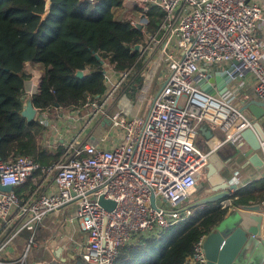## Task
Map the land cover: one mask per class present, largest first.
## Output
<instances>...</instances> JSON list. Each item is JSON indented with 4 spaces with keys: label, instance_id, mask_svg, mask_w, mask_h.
Masks as SVG:
<instances>
[{
    "label": "built area",
    "instance_id": "obj_1",
    "mask_svg": "<svg viewBox=\"0 0 264 264\" xmlns=\"http://www.w3.org/2000/svg\"><path fill=\"white\" fill-rule=\"evenodd\" d=\"M121 5L118 19L127 20L141 34L136 60L121 73L106 65L110 73L104 70L102 96L86 95L80 106L53 112L35 107L31 99L39 93L41 71H30L21 112L30 104L31 120L45 129V146L51 149L58 141L63 152L47 165L26 155L0 160V234L8 231L0 239V253L21 229L32 228L47 214L60 213L74 203L75 218L85 232L78 257L84 264H113L120 248L135 236L157 235L190 217L194 210L185 202L210 153L227 141L238 143L244 130L253 129L252 121L234 105L235 91L215 98L197 84L206 80L213 64L233 62L231 79L250 73L255 95L264 102V45L255 35L259 26L264 27V9L258 3L122 0ZM141 74L143 84L154 77L157 83L146 113H140L142 100L135 99L134 114L113 110L114 92L125 84L119 96L132 97L137 89L131 85ZM105 121L109 130L95 136ZM201 122L215 125L222 134L215 145L207 143L205 151L195 141ZM260 149L264 158V140ZM34 173L40 175L36 190L19 198L13 188ZM100 197L113 201V208L102 207ZM235 199L229 194L217 205L230 209ZM206 236L194 243L187 264L206 263ZM31 245L32 240L27 246Z\"/></svg>",
    "mask_w": 264,
    "mask_h": 264
},
{
    "label": "trees",
    "instance_id": "obj_2",
    "mask_svg": "<svg viewBox=\"0 0 264 264\" xmlns=\"http://www.w3.org/2000/svg\"><path fill=\"white\" fill-rule=\"evenodd\" d=\"M121 4L122 0H0V160L26 155L47 165L63 152L61 145L46 151L44 127L21 115L30 76L27 65L41 71L32 105L52 112L80 106L86 95L102 96L107 64L121 73L135 62L134 46L141 34L127 20L118 19ZM227 213V208L206 205L157 235L140 236L120 248L113 264H186L198 238Z\"/></svg>",
    "mask_w": 264,
    "mask_h": 264
},
{
    "label": "crops",
    "instance_id": "obj_3",
    "mask_svg": "<svg viewBox=\"0 0 264 264\" xmlns=\"http://www.w3.org/2000/svg\"><path fill=\"white\" fill-rule=\"evenodd\" d=\"M254 1L264 9V0ZM263 33L264 27L262 26H259L255 31L257 39L264 45ZM27 67L28 71L32 69L40 71L38 68H32L28 65ZM233 72V62L215 63L210 66L206 74V77L210 75L212 80L206 78L205 81L200 83L201 85H197L200 89L201 86L211 87L213 92L209 95L215 98H223L229 91H235L234 105L253 123L256 119L248 109V104L259 101L254 92L255 79L250 73H245L243 78L227 80V74ZM133 99H135V96H129L126 101H132ZM258 121L264 131V118ZM106 126H108L107 121H105L103 128ZM221 136V132L215 125L201 122L198 124V132L195 141L196 144L205 151L207 150V143L215 145L216 140ZM260 142V139L253 129L248 128L244 130L241 133L240 141L235 143L239 153L234 158L228 160L226 166L216 175L219 180L220 177H222L224 183L227 181V183L231 185V187L221 191V193L234 194L236 197L234 201L238 200L236 204L233 202V208L231 207L228 209L226 216L229 212L237 209L238 205L264 202V158L260 149ZM52 144H55V147L53 145L51 149L44 144V148L47 147L46 151L54 150L57 145H60L58 141H54ZM251 148H253V150H251ZM205 172L206 169L204 167L199 172V179L196 181V186L190 195V197L194 196L195 204H189L194 211L195 208L199 210L210 203L205 201L206 199H210L211 196V194L206 192L209 185L205 180ZM39 179V173H34L23 185L15 187L13 190L19 198H25L27 194L36 190ZM201 184L202 186H200ZM47 190L52 191V189L49 188H47ZM7 233V230L3 231L0 234V239L4 238ZM139 238L140 236H135L132 243L138 241ZM30 240H32L34 245L28 247L27 244ZM261 240L264 243L263 234H261L256 244L250 247H241L231 264H264V247ZM84 243L85 232L82 231L78 220L75 218V205L71 203L60 213L47 214L32 228L24 227L21 229L14 237L13 241L0 253V260L5 264H37L42 257L49 258L53 253L56 254V256L63 257L71 253V251H78ZM76 255L78 256V253Z\"/></svg>",
    "mask_w": 264,
    "mask_h": 264
},
{
    "label": "water",
    "instance_id": "obj_4",
    "mask_svg": "<svg viewBox=\"0 0 264 264\" xmlns=\"http://www.w3.org/2000/svg\"><path fill=\"white\" fill-rule=\"evenodd\" d=\"M137 49L138 45L136 44L134 50L136 51ZM77 76L82 77V72H77ZM207 78L212 80L210 75H208ZM226 78L227 80H231L229 74H227ZM201 90L208 94L213 92L211 87L201 86ZM263 106L264 102L261 101L248 104V109L256 119V121L252 123L253 130L260 141L264 140V131L258 121L264 118ZM33 114L34 110L30 104L26 110L21 112V115L25 117L27 121H31ZM251 150H253V148H251ZM238 153L239 150L232 141H227L210 153L208 163L205 166V180L209 185L206 192L211 194V196L210 199L205 200L206 202L220 201L228 197V193H221V191L231 187V185H229L227 181L224 183L222 177L218 175L220 177L219 180L216 175L226 166L228 160L234 158ZM198 179L199 174L196 176V181H198ZM200 186H202V184ZM3 189L9 190L11 187L4 186ZM98 202L102 207L108 210H111L114 206L113 201L105 200L102 197L98 199ZM237 207V209L229 212V214L207 234L203 244L206 257L205 264H231L241 247H250L256 244L261 234L264 236V205L257 203L238 205ZM262 245L264 247V243ZM76 254L77 251H71V253L60 257L53 253L49 258L42 257L37 264H84Z\"/></svg>",
    "mask_w": 264,
    "mask_h": 264
},
{
    "label": "rangeland",
    "instance_id": "obj_5",
    "mask_svg": "<svg viewBox=\"0 0 264 264\" xmlns=\"http://www.w3.org/2000/svg\"><path fill=\"white\" fill-rule=\"evenodd\" d=\"M156 14V13H154ZM152 15V14H151ZM137 69V66H136ZM39 70V69H38ZM105 70L108 71L110 73V70L108 67H105ZM83 74V73H82ZM113 81H116V76L113 75ZM144 75H139L138 77H136L134 83L131 85V88L133 89H137L134 91L133 96H135V102L138 103L139 101L142 100V105H141V110H143V112L141 111L140 113L142 115H144L146 112L145 110L148 108L149 103L152 99L153 93L155 91V88L157 86V83H154V79L153 80H149L147 83H144ZM114 85V84H113ZM141 86H143V88H141ZM125 88V84H122L119 86V88L114 92L113 95V100H115V102L113 103V110H121L123 109L124 114L126 115H132L136 112L137 110V104H134L133 101H126V97L125 96H119V94L123 91V89ZM137 91V92H136ZM53 112V111H52ZM107 130H109V126H106L105 128L103 127H97V129L94 131V135L95 136H99L102 133H107ZM45 131V130H44ZM114 135V132H113ZM194 205V196L189 197V199L185 202V205ZM218 204V201L216 202H210L207 205H212ZM204 207V206H203ZM198 208H195V210Z\"/></svg>",
    "mask_w": 264,
    "mask_h": 264
}]
</instances>
